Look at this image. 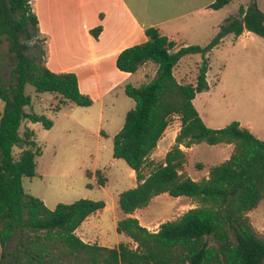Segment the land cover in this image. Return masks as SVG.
<instances>
[{
  "label": "trees",
  "instance_id": "trees-1",
  "mask_svg": "<svg viewBox=\"0 0 264 264\" xmlns=\"http://www.w3.org/2000/svg\"><path fill=\"white\" fill-rule=\"evenodd\" d=\"M230 1L213 0L209 8L217 10ZM245 30L264 39V14L255 3L240 6L238 16L226 17L204 47L175 49V41L150 26L145 29V41L117 55L116 67L121 71L134 73L146 62L154 63L156 70L153 79L124 86L134 106L113 136L112 156L123 159L137 180L118 196L122 217L116 222V231L129 237L135 247L125 243L107 247L85 242L76 234L90 214L104 207V201L81 198L50 209L23 189L22 178L35 175L41 148L33 130L25 127L20 132L21 123L39 122L45 129L53 125L32 110L25 86L31 85L36 95L49 93L57 103L54 110L67 103L87 107L93 100L79 90L74 72H53L45 65L47 49L45 45L40 50V43H46V36L41 35L31 0H0V42H7L15 59L7 85L0 73V264H6L8 256L16 264H263L264 239L247 213L264 197V140L238 121L217 129L207 127L192 102L208 88L206 54L226 34L237 37ZM100 31L97 26L89 32L96 39ZM197 53L202 60L195 81L178 82L174 66L181 57ZM175 116L180 128L174 144L163 161L151 164L144 174L148 157ZM200 142L232 144L233 150L227 159L209 168L207 178L195 180L183 172L185 152L180 145ZM162 193L185 196L198 205L150 231L132 215ZM14 235L18 241L9 252L8 242Z\"/></svg>",
  "mask_w": 264,
  "mask_h": 264
},
{
  "label": "rangeland",
  "instance_id": "rangeland-1",
  "mask_svg": "<svg viewBox=\"0 0 264 264\" xmlns=\"http://www.w3.org/2000/svg\"><path fill=\"white\" fill-rule=\"evenodd\" d=\"M208 1L195 0L196 7H202L201 10L170 22L173 27H183L184 31L177 38L180 46L208 45L226 17L238 16L240 6L246 8L255 3L264 14V0H231L217 10L205 8ZM34 39L29 41L30 45ZM45 45V42L40 43V50H45ZM7 48L6 41L0 42V73L5 85L9 83L15 61ZM33 52L31 50L30 53ZM207 58L208 88L197 93L192 101L203 123L217 129L231 121H241L249 125L248 129L257 138L264 140V39L257 35L235 39L232 34H226L220 44L207 53ZM201 60L199 53L181 57L173 68L176 80L194 82ZM149 63L153 70L155 64ZM25 93L31 96L32 110L52 120L53 125L45 129L40 123H21L20 132L25 127L33 130L35 141L41 148L40 155L36 157L35 175L22 178L24 191L40 198L50 209L57 203H71L81 198L104 201V207L90 214L76 229V234L92 244L113 247L125 243L134 248L135 244L129 237L116 231V222L122 217L118 196L137 183L135 174L131 173L124 160L112 156L113 136L123 125L124 107L119 102L114 107L107 105L100 114L98 103L87 107L67 103L54 110L57 103L51 100L49 93L36 95L33 87L28 84ZM113 94L127 99L119 87ZM2 105L0 101V109ZM168 127L159 147L166 142L170 143V134L176 129L179 131V118L173 117ZM14 150L16 153L18 148ZM224 153L220 145L202 142L191 155L185 154L183 172L192 176L201 174L207 167L224 161ZM163 158V152L156 149L148 157L142 172L147 174L151 164H158ZM100 180L102 184H99ZM197 205L188 197H171L162 193L154 196L146 207L136 210L132 216L148 230L156 231L160 223L176 219ZM255 210L249 215V220L264 239V197ZM17 241L14 235L8 242L9 252L14 250ZM6 264L16 262L8 256Z\"/></svg>",
  "mask_w": 264,
  "mask_h": 264
},
{
  "label": "crops",
  "instance_id": "crops-1",
  "mask_svg": "<svg viewBox=\"0 0 264 264\" xmlns=\"http://www.w3.org/2000/svg\"><path fill=\"white\" fill-rule=\"evenodd\" d=\"M212 1H208L204 7L209 8ZM31 6L37 15L41 35L46 36L47 68L53 72H74L79 90L92 98L91 105L98 103L100 114L107 105L114 107L119 102L124 107V117L134 106V101L125 94L124 86L128 83L139 86L144 80L152 78L156 66L153 65L152 70L151 64L146 62L134 73L124 72L116 67L117 55L124 48L145 41V29L150 26L156 27L162 35L175 41V49H178L180 45L177 38L184 30L183 27H173L170 22L202 8L196 7L195 0H31ZM97 26H101V31L95 39L89 31ZM251 35L256 34L245 30L234 38ZM118 87L127 99L113 94ZM51 100L55 101L53 97ZM2 108L3 105L0 113ZM239 123L249 128L248 124L241 121ZM168 128L153 152L159 148L165 155L173 145L178 129L170 134V143L166 142L159 147ZM201 143L192 144L190 147L180 145V148L188 156ZM215 145L224 149V159L233 150L232 144ZM210 167L201 171V174L192 176L188 173V176L195 180L207 178ZM130 171L135 174L134 170ZM252 211H256L255 208L247 213L248 217Z\"/></svg>",
  "mask_w": 264,
  "mask_h": 264
}]
</instances>
